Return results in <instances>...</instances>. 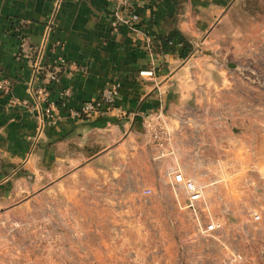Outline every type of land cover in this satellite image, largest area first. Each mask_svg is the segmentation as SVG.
<instances>
[{
    "label": "crops",
    "instance_id": "1",
    "mask_svg": "<svg viewBox=\"0 0 264 264\" xmlns=\"http://www.w3.org/2000/svg\"><path fill=\"white\" fill-rule=\"evenodd\" d=\"M134 1L148 45L126 24L110 28L109 0H0V76L10 79L9 90L0 91V216L54 193L78 170L115 174L124 167L139 181L147 161L164 180L171 166L192 173L193 155L182 148L195 122L180 115L209 106L218 79L192 41L219 29L237 0ZM172 29L187 39V51L176 36L161 47L159 37ZM150 66L152 76L137 75ZM49 68L58 69L49 90L52 123L41 104L13 101L34 105L33 89ZM113 80L120 85L110 110L70 117L59 106L61 87L71 90L66 104L77 107ZM149 119L168 133L163 145L147 140Z\"/></svg>",
    "mask_w": 264,
    "mask_h": 264
},
{
    "label": "rangeland",
    "instance_id": "2",
    "mask_svg": "<svg viewBox=\"0 0 264 264\" xmlns=\"http://www.w3.org/2000/svg\"><path fill=\"white\" fill-rule=\"evenodd\" d=\"M192 42L218 76L210 105L180 115L195 122L182 150L206 210L195 216L147 161L139 181L124 167L78 170L0 216V264H264V0H237L219 29ZM207 214L221 225L203 232Z\"/></svg>",
    "mask_w": 264,
    "mask_h": 264
},
{
    "label": "built area",
    "instance_id": "3",
    "mask_svg": "<svg viewBox=\"0 0 264 264\" xmlns=\"http://www.w3.org/2000/svg\"><path fill=\"white\" fill-rule=\"evenodd\" d=\"M110 4V15H109V26L113 30L119 24H126L133 30L134 36L138 39H142L146 45L150 41V37L147 34H144L141 29L137 27L138 19L135 12V1L134 0H109ZM58 69L49 68L44 72V79L40 84H38L33 89L34 95V105L29 104L26 98L13 97V101L20 105H28L29 108L37 106L38 104L42 105L40 113L44 116L45 120L48 123H52L54 119L57 118V115L53 113V110L56 108V102L50 99L49 90L50 83L54 82L57 78ZM153 67H146L137 69V75L140 76H152ZM119 81L113 80L105 85H103L95 95L92 97L83 100L79 106L72 107L67 105V100L70 96V88L64 86L60 88V104L61 108H64V111L67 116H80L88 115L90 113H101L110 108L113 105L115 97L119 89ZM10 86V79L5 76H0V91L7 92ZM158 118V113L155 115V119ZM144 127L149 129V134L147 135V140L153 139L156 140L158 145H163V141H166L168 138V133L162 130V127L158 121L153 122L151 119L146 120ZM168 183L174 187L178 186L182 189L185 201L184 206H186L195 216L199 210L207 208L206 201L204 197V184L200 181H196L193 177L189 175H183L181 170L175 166H171L166 171ZM149 189L145 188L144 192H148ZM208 222L204 223L201 227L203 232H209L216 229L221 225V221L210 214H207ZM259 214L253 210L251 211V218L257 219ZM197 221L199 222V218Z\"/></svg>",
    "mask_w": 264,
    "mask_h": 264
},
{
    "label": "trees",
    "instance_id": "4",
    "mask_svg": "<svg viewBox=\"0 0 264 264\" xmlns=\"http://www.w3.org/2000/svg\"><path fill=\"white\" fill-rule=\"evenodd\" d=\"M174 36L178 37L181 40L183 44V52L187 51L189 49V43L187 39L176 29H172L163 36L159 37L161 47L165 48L166 42Z\"/></svg>",
    "mask_w": 264,
    "mask_h": 264
},
{
    "label": "water",
    "instance_id": "5",
    "mask_svg": "<svg viewBox=\"0 0 264 264\" xmlns=\"http://www.w3.org/2000/svg\"><path fill=\"white\" fill-rule=\"evenodd\" d=\"M229 66H231V64H228Z\"/></svg>",
    "mask_w": 264,
    "mask_h": 264
}]
</instances>
